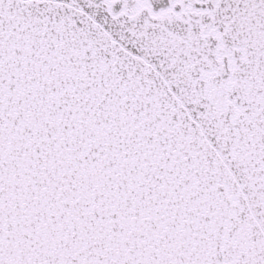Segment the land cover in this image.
Returning <instances> with one entry per match:
<instances>
[{"label":"snow or ice","instance_id":"snow-or-ice-1","mask_svg":"<svg viewBox=\"0 0 264 264\" xmlns=\"http://www.w3.org/2000/svg\"><path fill=\"white\" fill-rule=\"evenodd\" d=\"M0 264H264V0H0Z\"/></svg>","mask_w":264,"mask_h":264}]
</instances>
